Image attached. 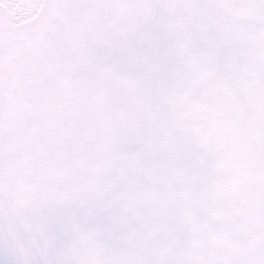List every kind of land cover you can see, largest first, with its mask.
Returning <instances> with one entry per match:
<instances>
[{"label": "snow or ice", "instance_id": "obj_1", "mask_svg": "<svg viewBox=\"0 0 264 264\" xmlns=\"http://www.w3.org/2000/svg\"><path fill=\"white\" fill-rule=\"evenodd\" d=\"M0 264H264V0H0Z\"/></svg>", "mask_w": 264, "mask_h": 264}]
</instances>
